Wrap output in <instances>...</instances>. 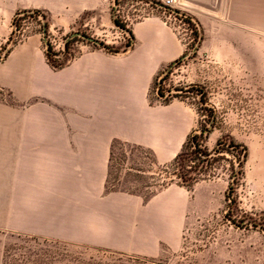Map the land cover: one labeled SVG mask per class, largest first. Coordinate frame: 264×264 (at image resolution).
<instances>
[{
  "label": "crops",
  "instance_id": "crops-1",
  "mask_svg": "<svg viewBox=\"0 0 264 264\" xmlns=\"http://www.w3.org/2000/svg\"><path fill=\"white\" fill-rule=\"evenodd\" d=\"M2 1L11 12L42 10L48 30L64 36L79 30L98 37L115 28L111 0ZM124 33L131 35L125 50L82 44L59 68L49 64L36 34L0 61L4 231L142 254L176 237L179 186L146 200L106 188L115 143L147 150L162 163L177 154L193 125L182 103L150 100L159 73L183 53L171 30L150 16Z\"/></svg>",
  "mask_w": 264,
  "mask_h": 264
},
{
  "label": "rangeland",
  "instance_id": "rangeland-1",
  "mask_svg": "<svg viewBox=\"0 0 264 264\" xmlns=\"http://www.w3.org/2000/svg\"><path fill=\"white\" fill-rule=\"evenodd\" d=\"M110 7L112 33L95 37L76 30L64 36L48 30L42 10L17 16L23 10L11 12L0 0V61L33 34L45 52L50 45L53 64H66L82 44L120 52L131 43L125 29L159 17L183 53L159 73L150 100L189 108L200 148L211 154L208 176L179 185L164 166L173 157L157 163L147 150L115 143L107 190L146 200L180 187L175 239L160 243L154 254L123 253L0 228V264H264V15H258L264 0H111ZM229 141L245 146L246 155L227 148ZM217 147L223 149L215 153Z\"/></svg>",
  "mask_w": 264,
  "mask_h": 264
},
{
  "label": "trees",
  "instance_id": "trees-1",
  "mask_svg": "<svg viewBox=\"0 0 264 264\" xmlns=\"http://www.w3.org/2000/svg\"><path fill=\"white\" fill-rule=\"evenodd\" d=\"M20 13H22V15H27L28 13L30 14L38 13V11L37 10H23L19 13L17 12L18 14L17 16H20ZM115 24L117 23L115 22ZM103 47L111 51V48L109 46L103 45ZM66 49H67V43H65V51ZM45 55H46L47 61L53 68H59L64 65L60 63L53 64L50 62L49 59L51 58L52 55H54V53L51 52L50 45H47ZM158 93L160 94V91H158ZM200 135H197L193 131L190 132L187 135L184 142L182 143V146L180 150L177 152V154L172 158L171 161H169L167 164L164 165L168 176L174 174L175 175L174 177L178 179L176 183L179 185L190 187L196 181L200 179H204L205 176H208L207 166L210 165L209 159L211 158V154L206 152L204 149L200 148L199 141H198V137ZM227 148L237 149V151L240 152L243 157L246 155V148L243 145L235 144L232 141H229L227 143ZM221 149H223V147H217L214 151L215 153L216 152L218 153L221 151ZM191 155H193V157L189 159L188 157ZM190 162L192 164H190ZM241 165H242V162H239L238 163L239 168H238V171H236V174L240 173ZM231 188L232 187L229 186V190Z\"/></svg>",
  "mask_w": 264,
  "mask_h": 264
},
{
  "label": "built area",
  "instance_id": "built-area-1",
  "mask_svg": "<svg viewBox=\"0 0 264 264\" xmlns=\"http://www.w3.org/2000/svg\"><path fill=\"white\" fill-rule=\"evenodd\" d=\"M172 3V0H164L165 5H170Z\"/></svg>",
  "mask_w": 264,
  "mask_h": 264
},
{
  "label": "water",
  "instance_id": "water-1",
  "mask_svg": "<svg viewBox=\"0 0 264 264\" xmlns=\"http://www.w3.org/2000/svg\"><path fill=\"white\" fill-rule=\"evenodd\" d=\"M87 39H89V40H92L91 38H89V37H86ZM98 44H100V43H98Z\"/></svg>",
  "mask_w": 264,
  "mask_h": 264
}]
</instances>
